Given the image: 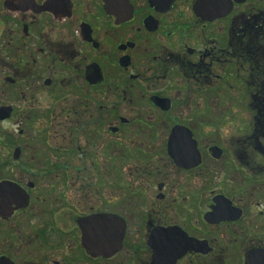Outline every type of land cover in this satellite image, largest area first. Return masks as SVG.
<instances>
[{"label":"flooded vegetation","instance_id":"obj_1","mask_svg":"<svg viewBox=\"0 0 264 264\" xmlns=\"http://www.w3.org/2000/svg\"><path fill=\"white\" fill-rule=\"evenodd\" d=\"M0 264H264V0H0Z\"/></svg>","mask_w":264,"mask_h":264}]
</instances>
